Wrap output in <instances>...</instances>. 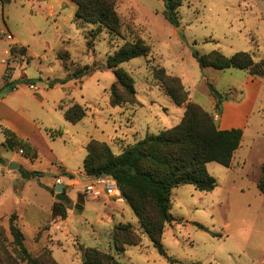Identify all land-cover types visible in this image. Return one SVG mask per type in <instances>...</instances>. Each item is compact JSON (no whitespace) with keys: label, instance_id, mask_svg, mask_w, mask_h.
<instances>
[{"label":"rangeland","instance_id":"obj_1","mask_svg":"<svg viewBox=\"0 0 264 264\" xmlns=\"http://www.w3.org/2000/svg\"><path fill=\"white\" fill-rule=\"evenodd\" d=\"M73 7L76 9L71 1L58 5L52 0H0V24L6 23L24 44L26 58L19 63L39 89L33 93L18 86L20 92L12 96L39 129L32 136L36 158L18 153L17 148L4 151L0 147V156L9 163L19 168L26 163L28 169L40 173L38 179H27L24 185L14 177L18 170H8L6 164L0 168L3 250L15 253L9 232L13 216L29 255L46 258L49 264H83L82 251L86 248L106 251L119 264H264V195L257 190L264 163V77L244 70L200 68L191 55L192 50L199 55L219 50L227 57L247 52L254 62L264 60V0H184L177 10V27L165 19L162 0H117L120 35L100 28L91 47L87 45L89 33L98 28L86 24L76 27L72 23ZM135 40L149 47L148 55L117 69L132 78L136 102L111 107L109 89L115 78L105 66L106 59L124 43ZM10 42H0V59H6L2 50ZM65 54L66 67L58 58ZM85 66L93 68L92 73L78 80L71 78ZM159 69L178 78L188 100L209 112L216 123L220 114L213 108L210 86L223 93L226 101L240 103L246 98V85L251 88L253 80L249 79L259 83L256 96L249 94L254 101L230 167L206 164L207 173L216 180L215 189L200 192L184 185L172 190L170 214L174 221L165 225L161 240L170 260L153 248L128 205L113 222L106 219L102 206L105 197L83 196V204L88 203L80 212L75 209L80 194L70 188L71 209L67 208L66 218L51 216V207L59 201L51 186L63 173L59 163L76 172L69 175L78 184L90 139L105 143L113 155H118L145 136L158 135L179 123L184 107L176 106L165 94ZM2 74L0 70V80ZM65 79L64 84L50 87L53 80ZM8 92L1 90L0 98ZM73 104L87 108L86 116L74 124L62 113ZM55 131L61 136L52 137ZM119 222L133 226L141 245L128 246L123 254L116 255L111 230Z\"/></svg>","mask_w":264,"mask_h":264},{"label":"trees","instance_id":"obj_2","mask_svg":"<svg viewBox=\"0 0 264 264\" xmlns=\"http://www.w3.org/2000/svg\"><path fill=\"white\" fill-rule=\"evenodd\" d=\"M75 4L72 23L76 27L81 25H96L98 30L89 33L88 47L93 45V38L100 34V28L106 29L111 35L119 36L121 22L116 12L117 0H68ZM184 0H162L164 3V17L173 26L178 25L177 10ZM10 53H26L25 47H10ZM149 53V47L142 40L126 42L106 59V68L112 70L115 81L109 89V105L121 107L135 104V88L132 78L117 69L121 64L136 58H144ZM192 57L200 68L215 70L236 69L248 71L251 76L264 77V60L254 62L247 52H237L229 57L219 50L209 55H199L192 50ZM68 55L59 56L65 64ZM66 67V64H65ZM94 69L88 66L77 69L71 78L81 79ZM161 87L165 94L176 106H183L184 113L180 122L158 135H148L135 144L126 147L120 154L113 155L108 146L90 139L85 146V157L82 169L86 177H111L120 192V197L132 210L137 221L150 240L153 248L160 256L166 252L162 246V235L165 225H169L174 218L170 214V196L173 189L190 185L200 192H211L216 187V180L206 171V164L216 163L229 168L233 155L240 147L242 130L232 128L220 130L213 116L203 110L198 104L188 100V93L182 87L178 78L167 75L164 69L157 71ZM32 84L31 80H26ZM65 80H53L50 84H64ZM173 83V86L169 84ZM210 93L214 100V110L221 114L222 104L226 101L223 93L210 86ZM122 92L125 96H123ZM124 97V98H123ZM87 113V108L73 104L63 112L64 119L69 123L81 121ZM5 141L2 146L6 149H19L30 158L35 159L36 153L24 141L16 138L10 131L3 129ZM61 132L55 131L54 136L60 137ZM4 160L0 158V165ZM22 178L31 179L40 176L38 172H27L19 168ZM70 180L71 175H66ZM259 194L264 195V163L260 166V178L257 184ZM83 195H78L75 209L83 210ZM70 208V207H69ZM71 209V208H70ZM67 207L58 201L51 209L53 217H66ZM13 217V216H12ZM10 218L9 232L13 240L15 253L3 250L2 233L0 227V264H49L46 258L31 257L24 246V237ZM198 228L204 227L195 224ZM112 243L116 255H121L128 246H140L141 237L129 223L114 225L111 230ZM46 259V260H45ZM83 264H119L113 255L97 248H86L82 251ZM50 264H56L55 261Z\"/></svg>","mask_w":264,"mask_h":264},{"label":"crops","instance_id":"obj_3","mask_svg":"<svg viewBox=\"0 0 264 264\" xmlns=\"http://www.w3.org/2000/svg\"><path fill=\"white\" fill-rule=\"evenodd\" d=\"M52 2H54L58 5H64V4H66V2H68V0H52ZM73 10L75 11V8ZM4 28H6L7 31L12 35V40H10L11 42L8 43L6 45V47L3 48V50H2V53L6 57V59H0V70L3 71L2 78L0 80V91L3 89H7L9 91L6 94V96L0 98V131L2 132L3 129L10 131L16 138L24 141L29 146L31 145L30 148L33 150V147H32L33 144L32 143H33L34 137H32V136L39 129L37 128L35 121L30 119V116L26 113L25 109L23 108V105L20 104V101H19V103H17L16 101L12 100V96H14L20 92L18 86H24V88H26L25 85L27 83H26L25 79L31 80V83H33L34 85H36L35 84L36 81L29 79L26 76V71H25L24 66H20L21 64L19 63L20 60H24L26 58L27 49H26V53L24 55H22L20 53H15V54L10 53V47L11 46L17 45V47H25L24 44L18 38H16L15 35H13V33L10 31V29L6 25V23H4ZM0 42L3 43V40H0ZM22 63H24V62H22ZM5 75H7V79H6ZM250 80H253V81H250ZM249 81H250L249 85L251 86V88H247V85H246V87H245L246 98H243L242 102L237 103V102H233L230 100L223 102L221 114L219 116V119L217 120L218 129L229 130L232 128H240V129L245 128L246 121L248 119V115L250 113L252 103L254 101V99L252 97H249V96L250 95L256 96V93H257L256 91L258 90L257 84H259L254 79H249ZM23 83H25V84H23ZM56 85L57 84L53 85L52 87L55 88ZM54 88H52V89H54ZM60 88L63 89L62 87H60ZM26 90L28 91V89H26ZM250 92H251V94H250ZM24 93H25V91H24ZM33 93H36V92H33ZM47 93L48 92L45 90L44 95H47ZM30 98L32 99L34 97L31 96ZM190 101H191V99H190ZM249 103H250V105H249V107H247ZM59 108H61V107H59ZM213 108H214V100H213ZM182 116H183V114H182ZM180 120H181V118H180ZM1 126H2V128H1ZM3 126H4V128H3ZM2 135H3V133H2ZM4 141H5V137L3 135V142L0 144V147L4 151H8L9 149H6L2 146ZM18 151H21V154H23L22 150H18ZM18 153H20V152H18ZM233 157H234V155H233ZM0 158H2L4 160V164H6V166L9 165L10 161H7L6 158H3L1 156H0ZM232 160H233V158H232ZM27 163H32V161H28ZM4 164L0 165V168L4 169V167H5ZM59 164H60L61 168H63V173L59 174V175H62L63 181L65 183H68L69 181H72V182L75 181L74 179L70 180L69 178L66 177V175H69V174L74 175V174H76V172L68 170L64 166V164H61V163H59ZM20 166L22 169L26 170L27 172H33V170H30L27 168L26 163H24ZM18 173H16L14 175V177L19 178V180H21L24 184V182L27 181V179L22 178L21 175H19L20 173L19 174ZM81 176H82L81 181L87 180L84 172H83V174H81ZM36 178L38 179L39 177H36ZM83 178H86V179H83ZM53 182H54V179H53ZM23 184L22 185L20 184L21 189H23V187H24ZM52 185H53V183H52ZM45 186H47V185L45 184ZM68 198H69V196H68ZM20 200L22 202L24 201L23 198H21V196H20ZM103 202L104 203H102V206H103L104 212L106 214V219L111 220L113 222H114L113 219L115 217L117 218L119 214L123 213V211H124L123 206L127 205L121 197L120 198H113V199L105 197ZM87 203H88V201H86L83 204V210H85ZM51 209H52V207H51ZM56 218H60V217H53V219H56ZM120 223H122V222H119L117 224H120Z\"/></svg>","mask_w":264,"mask_h":264},{"label":"built area","instance_id":"obj_4","mask_svg":"<svg viewBox=\"0 0 264 264\" xmlns=\"http://www.w3.org/2000/svg\"><path fill=\"white\" fill-rule=\"evenodd\" d=\"M0 40H6L10 41L12 40V35L7 31L4 26L0 24ZM7 79V75H5ZM26 87L33 91L38 92L39 89L36 85L27 84ZM21 153V151H19ZM86 177V176H85ZM87 180L80 181L78 184H74L72 181H69L68 183H65L63 181L62 175H57L56 178H54V182L52 185V188L54 190L55 185L62 184L63 185V193L68 196L69 189H74L75 193L78 195H83L85 197L90 198H100V197H112V198H120V192L117 188V185L115 181L108 176H100L96 178H88ZM83 178V179H86Z\"/></svg>","mask_w":264,"mask_h":264},{"label":"water","instance_id":"obj_5","mask_svg":"<svg viewBox=\"0 0 264 264\" xmlns=\"http://www.w3.org/2000/svg\"><path fill=\"white\" fill-rule=\"evenodd\" d=\"M8 170H18L19 169V165L18 164H14V163H9V165L7 166ZM54 191L56 193V199H58L61 203H63L68 209L71 206L70 203V198L66 197L63 193V185L59 184V185H55L54 187Z\"/></svg>","mask_w":264,"mask_h":264}]
</instances>
